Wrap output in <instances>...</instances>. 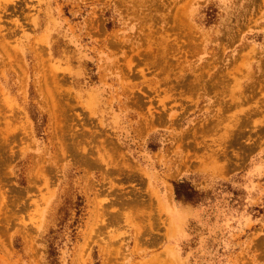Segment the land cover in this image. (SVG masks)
I'll return each mask as SVG.
<instances>
[{"label": "rangeland", "instance_id": "obj_1", "mask_svg": "<svg viewBox=\"0 0 264 264\" xmlns=\"http://www.w3.org/2000/svg\"><path fill=\"white\" fill-rule=\"evenodd\" d=\"M0 264H264V0H0Z\"/></svg>", "mask_w": 264, "mask_h": 264}]
</instances>
